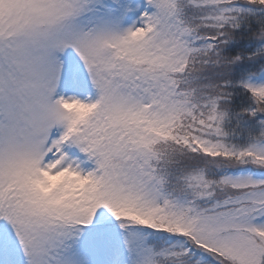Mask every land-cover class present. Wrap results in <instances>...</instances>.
Masks as SVG:
<instances>
[{
	"label": "snow or ice",
	"instance_id": "snow-or-ice-1",
	"mask_svg": "<svg viewBox=\"0 0 264 264\" xmlns=\"http://www.w3.org/2000/svg\"><path fill=\"white\" fill-rule=\"evenodd\" d=\"M0 264H264V0H0Z\"/></svg>",
	"mask_w": 264,
	"mask_h": 264
}]
</instances>
